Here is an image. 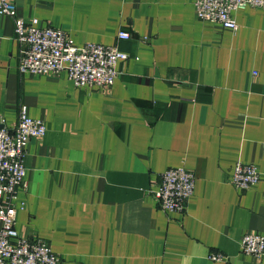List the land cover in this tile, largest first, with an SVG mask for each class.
I'll use <instances>...</instances> for the list:
<instances>
[{
  "label": "crops",
  "instance_id": "obj_1",
  "mask_svg": "<svg viewBox=\"0 0 264 264\" xmlns=\"http://www.w3.org/2000/svg\"><path fill=\"white\" fill-rule=\"evenodd\" d=\"M13 1L77 46L129 55L108 91L21 73L0 16V118L15 125L25 106L46 125L27 144L17 232L62 264H264L240 248L245 234L264 236V10L235 12L232 31L197 19L193 0ZM238 161L260 173L245 191L228 181ZM173 167L195 179L184 213L161 211L154 194Z\"/></svg>",
  "mask_w": 264,
  "mask_h": 264
},
{
  "label": "built area",
  "instance_id": "obj_2",
  "mask_svg": "<svg viewBox=\"0 0 264 264\" xmlns=\"http://www.w3.org/2000/svg\"><path fill=\"white\" fill-rule=\"evenodd\" d=\"M197 19L237 30L234 13L246 8L264 10V0H193ZM11 18L14 39L20 45L18 70L32 75L55 76L65 72L77 88L108 91L118 77L117 64L129 55L115 45L87 42L77 46L65 31L40 26L38 19L25 20L13 0H0V16ZM130 34L119 31L118 39ZM46 132L45 122L27 115L20 106L17 122L8 126L0 118V264H62L59 257L42 238L28 239L16 230L17 199L26 189L24 158L31 139L41 138ZM260 173L253 164L236 162L229 183L238 191L257 184ZM195 179L184 167H173L159 173L154 191L161 211L184 213L194 194ZM22 207V203H20ZM241 252L261 259L264 255V236L245 234ZM212 262H227L219 253L209 255Z\"/></svg>",
  "mask_w": 264,
  "mask_h": 264
}]
</instances>
